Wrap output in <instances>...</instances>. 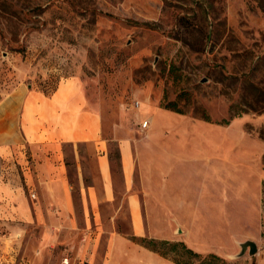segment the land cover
<instances>
[{"label": "rangeland", "instance_id": "374dc122", "mask_svg": "<svg viewBox=\"0 0 264 264\" xmlns=\"http://www.w3.org/2000/svg\"><path fill=\"white\" fill-rule=\"evenodd\" d=\"M69 78L107 135L116 123L139 125L142 104L175 103L182 112L160 107L149 115L160 144L170 145L174 176L171 210L155 226L149 217L148 239L163 241L155 237L177 224L185 238L171 242L201 256L264 264V0H0V131L13 123L19 129L26 93L48 96ZM109 146L117 158L116 143ZM79 150L95 174L91 145ZM32 153L0 156V177L21 173L17 161ZM65 154L71 161L70 148ZM73 196L78 205L76 190ZM114 222L129 235L127 215ZM65 223L45 216L25 226L0 216V264H78L73 243L82 217ZM245 241L256 254L236 257ZM157 248L173 257L169 247ZM143 257L175 264L149 249Z\"/></svg>", "mask_w": 264, "mask_h": 264}, {"label": "crops", "instance_id": "0c3cea01", "mask_svg": "<svg viewBox=\"0 0 264 264\" xmlns=\"http://www.w3.org/2000/svg\"><path fill=\"white\" fill-rule=\"evenodd\" d=\"M160 109L158 103L142 104L136 123L148 121L147 129L116 123L107 135L101 115L86 100L75 78L61 81L48 96L38 91L26 93L19 129L13 123L0 131V156L18 153L24 157L26 150L33 153L30 161H17L21 173L0 177V216L25 226L47 216L62 227L68 226L65 220L71 216H81L83 227L76 223L81 236L73 243L76 263L156 264L144 262L146 249L128 237L154 239L149 234V217L155 226L156 217L171 210L168 194L174 162L170 145H161V134L151 130ZM110 142L117 146L115 159ZM81 145L92 147L95 174L91 162L80 153ZM67 148L71 161L66 159ZM260 178L262 184L263 176ZM261 194L262 186L259 200ZM123 215L129 218V235L114 222ZM106 217H110L107 224ZM161 232L165 234L155 238L169 242L185 238L177 224Z\"/></svg>", "mask_w": 264, "mask_h": 264}, {"label": "trees", "instance_id": "16d2710c", "mask_svg": "<svg viewBox=\"0 0 264 264\" xmlns=\"http://www.w3.org/2000/svg\"><path fill=\"white\" fill-rule=\"evenodd\" d=\"M160 107L164 110H168L180 115L182 114V112L179 109H177L175 103H168L164 106L160 105ZM199 119L205 122H210L205 114H201L199 116ZM228 123L229 121L223 122L224 125H227ZM263 162H264V158H263ZM261 186H262V196H264V181H262ZM129 238L139 243L144 248L149 249L150 251L157 253L162 257L171 258V261L175 264H215V263L224 264L223 260L219 259L216 255L208 254L206 256H201L198 253L191 250L190 248H188L182 242L155 241L153 239H146V238L136 239L134 237H129ZM157 244L169 247L168 251L170 252L168 253H171L173 257H169L167 254L160 252L159 248H157ZM178 247L181 248L186 255H188L189 260L181 261L180 259H178L176 255L177 254L176 250L178 249Z\"/></svg>", "mask_w": 264, "mask_h": 264}, {"label": "water", "instance_id": "95a60500", "mask_svg": "<svg viewBox=\"0 0 264 264\" xmlns=\"http://www.w3.org/2000/svg\"><path fill=\"white\" fill-rule=\"evenodd\" d=\"M240 252L237 254L236 257H240L248 250V254L250 256L256 254L257 252V246L252 241H245L243 243H239Z\"/></svg>", "mask_w": 264, "mask_h": 264}, {"label": "built area", "instance_id": "2783aa9c", "mask_svg": "<svg viewBox=\"0 0 264 264\" xmlns=\"http://www.w3.org/2000/svg\"><path fill=\"white\" fill-rule=\"evenodd\" d=\"M139 127L141 128V130L147 129L148 128V121L141 122L140 125H139ZM61 264H68L67 259H64Z\"/></svg>", "mask_w": 264, "mask_h": 264}]
</instances>
